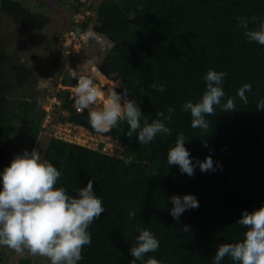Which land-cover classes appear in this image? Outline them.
<instances>
[{"label": "trees", "instance_id": "obj_1", "mask_svg": "<svg viewBox=\"0 0 264 264\" xmlns=\"http://www.w3.org/2000/svg\"><path fill=\"white\" fill-rule=\"evenodd\" d=\"M81 6L75 0L72 14ZM90 8L94 13L81 27V31L91 28L82 44L81 66L93 67V76L107 85L101 90L112 89L117 86L113 80L120 79L119 92L136 101L149 122L157 111L169 106L175 111L166 121L171 135H157L148 145L139 144L135 133L126 135V122L111 128L106 134L122 144L113 155L102 150L103 144L96 149L50 138L44 157L61 172L54 187H63L75 197L76 188L92 179L93 190L105 208L89 227L91 244L83 246L84 259L79 264H130L129 249L138 235L137 226L150 230L160 242L159 249L145 259L152 256L161 264H213L220 243L242 239L245 229L236 223L242 212L264 205V141L260 134L264 109L256 107L264 99V46L248 42L236 22L238 16L264 17V0H94ZM2 12L37 29L48 22L14 0H0V20ZM71 17L69 29L74 28ZM8 60L0 41V170L9 156L7 140L15 132L13 119L17 116L16 111L9 116L8 110L12 87L4 72ZM20 67L13 66L18 70L16 84L22 85L25 74ZM209 69L227 72L225 100L235 96L244 83L251 84L252 92L248 104L237 99L236 110L221 112L217 107L214 115L206 116L210 126L205 131L191 127V116L181 106L199 99L205 88L202 77ZM152 83L163 84L165 91L152 89ZM68 92L60 91L58 96L70 109L71 119L95 132L88 121L89 111L76 113L72 106L75 96L68 100ZM32 103L25 102L26 108ZM40 129L31 128V138ZM177 133L185 135L191 157L203 160L210 155L214 167H219L204 172L197 167L188 176L178 166H169L167 151ZM203 140L207 148L202 146ZM173 194H193L199 206L174 220L168 211V197ZM129 209L136 211L134 219H129ZM0 257H7L1 247ZM222 264L232 261L226 257Z\"/></svg>", "mask_w": 264, "mask_h": 264}, {"label": "clouds", "instance_id": "obj_2", "mask_svg": "<svg viewBox=\"0 0 264 264\" xmlns=\"http://www.w3.org/2000/svg\"><path fill=\"white\" fill-rule=\"evenodd\" d=\"M236 22L248 42L264 46V17L238 16ZM250 23L258 26L249 27ZM226 76V71L209 69L202 77L205 88L199 99L182 104L181 110L191 116L192 128L206 131L210 126L206 116L214 115L217 107L221 112H232L237 109V99L244 105L248 104V94L252 92L249 83H244L235 96L225 100L223 84ZM73 78L77 81L74 90L77 110L89 109L98 98L104 97L103 103L99 99L101 108L88 112L89 124L96 133H106L119 123L126 122V135L133 137L135 133L141 145L150 144L157 135H171L172 129L166 121L171 120L174 107L157 111L156 118L149 122L138 103L129 99L126 92L119 93L115 88L101 90L103 88L96 86L95 77L77 76L76 71H73ZM150 87L158 92L165 91L163 84L152 83ZM256 107L264 109V99L259 100ZM186 140L183 133H177L174 145L167 151L169 166H178L179 172L188 176L194 175L197 167L201 172L215 171L219 167L218 164L214 167L210 155L203 160L191 157L185 147ZM202 146L208 147L206 140L202 141ZM60 177L61 172L51 162L42 159L35 148L31 152L25 149L15 154L10 163L0 170V246L17 254L27 251L32 256L47 258L48 264H79L84 259L83 246L91 244L89 227L105 208L102 199L93 190L92 179L84 187L76 188L74 197L63 187H54ZM168 199L171 203L169 215L174 220H179L186 210L199 206L193 194H173ZM136 215L135 210L129 209V219H134ZM236 223L245 229L242 239L220 243L213 256V264H222L226 257L232 264H264V205L251 212L243 211ZM188 230L185 225L184 231ZM135 232L138 235L129 249L133 257L130 264L137 261L141 264H161L152 256L145 259L146 254L159 249L160 242L156 236L140 226L135 227Z\"/></svg>", "mask_w": 264, "mask_h": 264}, {"label": "rangeland", "instance_id": "obj_3", "mask_svg": "<svg viewBox=\"0 0 264 264\" xmlns=\"http://www.w3.org/2000/svg\"><path fill=\"white\" fill-rule=\"evenodd\" d=\"M14 1L28 7L32 12L45 16L48 18V22L44 28L37 29L30 26L24 19L2 12L0 41L9 55L4 72L12 86L8 96V110L9 116L14 111L17 112V116L13 119L15 132L7 140L9 156L2 164L1 170L10 163L15 154L21 153L25 149L31 152L35 148L41 153V158L45 159L48 142L53 135H56L53 127L59 124L62 117L68 120V115L64 114V110L59 107L56 108L50 119L46 118L45 112L50 103V96L59 84L65 87V82H71L74 79L73 71H78L82 67H78V65H82L79 61L82 60V47L73 45V51L77 52V56L71 57L69 68L67 63H63L65 60L62 59L63 42L68 34L75 0ZM14 65L24 68L20 67V70L25 74L22 85L16 84L18 70L13 68ZM72 68L74 69L71 70ZM82 68V70L86 69ZM113 81L117 82V86H113V88L119 92L123 83L120 82V79ZM63 86L62 88H64ZM106 86V84H101L100 88H106ZM124 89L128 90V86H125ZM25 102H35V106L32 103V107L26 108ZM101 107L102 104L99 102L94 104L91 109ZM37 121L41 123V129L39 123L37 125ZM52 122L55 124H51ZM31 128L32 130L40 129L39 135L31 138ZM260 134L264 141V131L261 130ZM102 136L108 135L103 133ZM82 143L93 146L96 144L83 140ZM0 247L5 249L7 254L6 258L0 257V264H48L47 258L32 256L27 251L17 254L7 247Z\"/></svg>", "mask_w": 264, "mask_h": 264}, {"label": "built area", "instance_id": "obj_4", "mask_svg": "<svg viewBox=\"0 0 264 264\" xmlns=\"http://www.w3.org/2000/svg\"><path fill=\"white\" fill-rule=\"evenodd\" d=\"M82 2V6L72 14V23H74L73 29H68V34L65 36V40L63 42L64 46V52L62 55V59L65 60L63 63H67V67L69 68L71 66V57L76 56L77 52L73 51V45H77L79 48L82 47L83 42L91 35V28H88L85 31H81V27L84 23L85 18L91 16L94 13V10L90 8L92 2L94 0H80ZM101 37H99V40ZM99 68V66H96ZM72 68L71 70H73ZM77 76L82 75H88L93 76L91 73V69L82 70L79 69L76 71ZM94 77V76H93ZM96 85L99 84L98 88H100L101 83L98 82V80L95 78ZM65 87L62 84H59L56 89L53 91L54 93L50 96V103L46 107V118H51L52 115L55 113V110L57 107L64 110V114L68 115V120H65L63 117L60 119L59 124L53 127V131L56 132V135H53V137L60 138L67 140L69 142L83 145L86 147L96 148L99 149L101 144L102 150L104 152H107L109 154H115L119 153L118 151L122 149V144L120 141L116 138H111L109 136H102L103 134H98L96 132H92L91 130L87 129L84 125L79 124L78 122L71 119V113L70 109L66 106H64V101L62 98L58 96V93L63 90H69L68 92V100L73 99L75 96V86L74 79L71 80V82H65ZM62 86L64 88H62ZM66 96V95H65ZM99 103V98L95 104ZM75 109L76 113H83L84 110H77L75 104L72 105ZM94 105L90 106L88 111H91V109ZM55 124V123H51ZM82 140L85 142L96 144L93 146L92 144L86 145V143H82Z\"/></svg>", "mask_w": 264, "mask_h": 264}, {"label": "bare ground", "instance_id": "obj_5", "mask_svg": "<svg viewBox=\"0 0 264 264\" xmlns=\"http://www.w3.org/2000/svg\"><path fill=\"white\" fill-rule=\"evenodd\" d=\"M97 86V85H96ZM100 89V88H99ZM100 100H101V102L103 103V99H104V97H101V98H99Z\"/></svg>", "mask_w": 264, "mask_h": 264}, {"label": "crops", "instance_id": "obj_6", "mask_svg": "<svg viewBox=\"0 0 264 264\" xmlns=\"http://www.w3.org/2000/svg\"><path fill=\"white\" fill-rule=\"evenodd\" d=\"M105 77H106V75H105Z\"/></svg>", "mask_w": 264, "mask_h": 264}]
</instances>
